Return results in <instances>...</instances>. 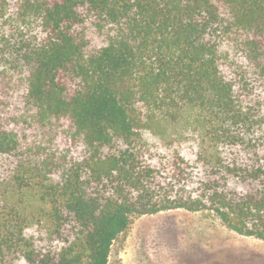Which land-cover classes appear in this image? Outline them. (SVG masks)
<instances>
[{
	"label": "trees",
	"instance_id": "16d2710c",
	"mask_svg": "<svg viewBox=\"0 0 264 264\" xmlns=\"http://www.w3.org/2000/svg\"><path fill=\"white\" fill-rule=\"evenodd\" d=\"M177 209L264 239V0H0V258Z\"/></svg>",
	"mask_w": 264,
	"mask_h": 264
},
{
	"label": "rangeland",
	"instance_id": "374dc122",
	"mask_svg": "<svg viewBox=\"0 0 264 264\" xmlns=\"http://www.w3.org/2000/svg\"><path fill=\"white\" fill-rule=\"evenodd\" d=\"M109 264H264V239L239 234L207 211L136 215L113 242Z\"/></svg>",
	"mask_w": 264,
	"mask_h": 264
}]
</instances>
